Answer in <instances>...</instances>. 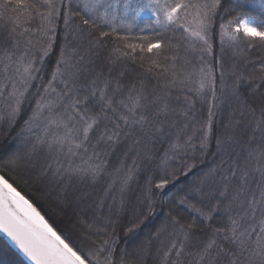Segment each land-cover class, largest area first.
Here are the masks:
<instances>
[{
	"label": "snow or ice",
	"instance_id": "1",
	"mask_svg": "<svg viewBox=\"0 0 264 264\" xmlns=\"http://www.w3.org/2000/svg\"><path fill=\"white\" fill-rule=\"evenodd\" d=\"M221 8L222 0H77L75 6L72 0H0V20L6 21L0 31V104L7 109L10 128L37 79V64L43 65L52 51L57 23L62 20L65 28L55 70L43 94L37 90L40 98L18 133L27 132L29 137L5 162L8 170L43 154L42 176L51 175L58 184L74 179L95 182L106 170V149L130 138L144 160L157 158L153 149L159 143L165 147L158 167L166 169L169 161L176 160L190 171L195 162L189 164L186 158L197 153L203 157L214 140L218 163L198 183L166 194L164 202L170 206L164 228L171 227L175 239L164 250L163 262L264 264V62L259 74L250 76L254 102L249 103L239 92L244 75L237 65L227 68L221 57L217 69L206 60L213 55L212 28ZM223 13L221 53L226 47L240 49L244 41L249 49L254 41L264 47V0H228ZM137 28L139 34L133 35ZM155 29L162 38L147 34ZM177 31L180 43L163 38L164 33ZM70 34L72 39L87 40L89 51L112 43L107 57L112 64L139 59L143 66L145 56H137V50L152 54L147 71L160 86L148 90L143 81L126 85L120 79L123 72L111 78L101 72L82 75L84 56L78 48L68 49ZM179 59L184 64L177 70ZM226 77L233 78L232 84ZM197 102L207 104L206 119L198 118ZM222 105L229 110V119L216 133L214 118ZM130 179L131 170L120 184L118 205L115 196L106 205L110 195L106 191L91 214L73 225L80 229L74 238L58 230L32 200L0 175V234L7 241L0 245V264H9L5 257L13 249L29 264H113L119 239L113 208L117 214L124 209L123 193ZM168 183L161 179L153 184L148 176L141 203L146 202L149 215L155 210L153 187L163 190ZM59 199L62 205L69 202L66 188ZM185 213L193 215L186 218ZM135 227L136 223L127 226L125 234ZM197 228L200 235L192 232ZM189 247L195 251H188ZM127 255L122 250L115 264H127ZM188 256L191 259L186 261Z\"/></svg>",
	"mask_w": 264,
	"mask_h": 264
},
{
	"label": "trees",
	"instance_id": "2",
	"mask_svg": "<svg viewBox=\"0 0 264 264\" xmlns=\"http://www.w3.org/2000/svg\"><path fill=\"white\" fill-rule=\"evenodd\" d=\"M73 6L76 5L77 0H72ZM228 0H222V8L218 12L217 17L214 19L212 28V44L213 55L206 57V60L213 64L217 69L219 65L216 63L218 58L223 59L225 66L231 68L235 63L239 71L244 75V80L240 82L239 92L248 100L249 103L254 101L251 99V87L249 83L250 76L259 74V65L264 62V47L260 46L259 41H254L252 47L247 48L246 41L241 43L240 49L225 48V51L221 53L220 38H219V23L220 15L223 13V7H226ZM7 15H14L9 12ZM227 18H231L228 16ZM77 22L79 17L75 18ZM6 21L0 20V31L4 30ZM160 31L155 29L149 31L147 34L153 36L156 39L162 37L156 36L155 33ZM64 33L65 28L62 20L57 23V35L53 48L48 57L45 58L43 65L37 64L40 71L36 73L37 79L32 82V86L25 93V99L20 105V111L12 125L9 127V118L7 116V109L0 104V175H4L9 182L13 183L22 194L41 209V211L50 219V222L58 228V230L65 234L75 235L79 233L78 225L80 219L92 212V207L98 204V202L104 198L105 192L109 191V198L105 201L106 205L111 204V196H115L116 205L119 204L120 184L125 177V174L131 170V179L128 181L127 187L123 193L125 206L124 209L117 214V208H113V215L118 219L117 235L118 242L116 244L117 251L113 256V264L118 260L121 251L128 253L126 257L127 264H164L163 252L170 246L175 236L170 235L172 232L171 227L164 228L166 214L169 211V203L164 202L166 194L170 195L175 192L177 188L187 189L189 186L196 184L219 161V156L216 153L215 141L210 143L207 154L203 157L197 153L193 157H187L189 164L195 162V167H192L190 171L186 167L182 166L180 161H169L168 167L161 168L159 165V157L162 156V148L165 145L156 144L153 151H155L157 158L152 161L143 159V156H138L136 149L131 146V139H124L115 143L111 148L106 149L107 155L105 157L107 166L104 174H102L95 182L90 179L81 181L73 180L70 184L57 183L51 175L42 176L41 166L45 163L43 154L34 156L31 161L22 163L15 167L14 170L9 171L6 161L17 151L18 148L23 146L25 139L29 137V133H23V136H18L22 128H25V121L31 116L32 110L35 107V101L40 98L37 95V90L43 94V86L47 84L48 79L51 77V73L55 70L56 61L59 59L60 48L64 46ZM121 34H124V30H121ZM139 34V29L133 30V35ZM163 38L170 39L173 44L181 42V33L166 32ZM136 43L137 41H131ZM113 47L112 43H109L107 47L103 49H97L93 47L91 51L88 50L87 40L80 41L79 38L72 39V35H69L68 49H79V53L84 56L83 73L86 77H92L96 73L101 72L104 76L119 77L121 72L124 73L123 77H120L123 83L126 85L131 83L139 84L143 81L148 90L153 87H159L158 78L147 71L149 64L148 57L152 54H141L137 50V56L144 55V65L141 66L139 59L132 61L129 59H122L116 64H112L107 60L110 55V49ZM242 49V50H241ZM175 51V49H173ZM99 53V54H97ZM184 55V49L181 48V56ZM191 56V54H189ZM251 59L253 63H248ZM198 65L199 61H195ZM184 64L183 59L177 61V70ZM111 69V73H109ZM191 70V66L188 67ZM217 78L219 77V71L216 72ZM227 83L230 85L233 82L232 77H226ZM255 81L252 83H258ZM217 86L219 91V79H217ZM197 116L201 120L207 118V104H201L197 102ZM229 119V110L225 106H221L216 110L214 118V131L216 133L222 130V125ZM185 158H181L183 160ZM119 169V171H117ZM187 172V175L184 173ZM151 175L153 184L159 182L161 179H167L168 184L165 189H156L153 187L152 191L156 194L154 197L155 204L153 214L149 215L146 209V202L141 203L145 194V183L148 176ZM115 181V183H114ZM112 184L113 187L109 190L108 186ZM65 188L67 189L68 200L66 205L60 203L59 197L64 194ZM57 211L54 212L53 209ZM62 209V211H60ZM107 207L104 208V212L107 213ZM139 212V214H137ZM193 214L185 213V217H189ZM142 221V222H141ZM184 222V221H182ZM132 223H136L137 227L132 232H126V227ZM199 223V221H198ZM164 228L163 231H160ZM194 235H200L199 229H193ZM7 243L0 237V245ZM192 244L196 243L193 239ZM144 248L141 251V248ZM188 251H195L194 248L189 247ZM175 257H170L174 259ZM9 264H28L24 261L14 250L13 254L5 257ZM191 257H185V260H190Z\"/></svg>",
	"mask_w": 264,
	"mask_h": 264
},
{
	"label": "water",
	"instance_id": "3",
	"mask_svg": "<svg viewBox=\"0 0 264 264\" xmlns=\"http://www.w3.org/2000/svg\"><path fill=\"white\" fill-rule=\"evenodd\" d=\"M0 237L2 238V239H4L5 241H6V237H4L3 236V234H0ZM7 242V241H6ZM15 252H16V250L15 249H13ZM24 261H26L28 264H29V262L26 260V258H24L21 254H19L18 252H16Z\"/></svg>",
	"mask_w": 264,
	"mask_h": 264
}]
</instances>
